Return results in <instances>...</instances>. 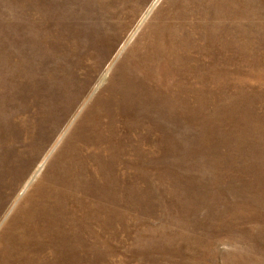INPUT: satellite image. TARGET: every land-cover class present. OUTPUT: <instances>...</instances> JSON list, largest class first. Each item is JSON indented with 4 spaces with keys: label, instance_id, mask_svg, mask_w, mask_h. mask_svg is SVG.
I'll return each instance as SVG.
<instances>
[{
    "label": "rangeland",
    "instance_id": "1",
    "mask_svg": "<svg viewBox=\"0 0 264 264\" xmlns=\"http://www.w3.org/2000/svg\"><path fill=\"white\" fill-rule=\"evenodd\" d=\"M0 264H264V0H0Z\"/></svg>",
    "mask_w": 264,
    "mask_h": 264
},
{
    "label": "bare ground",
    "instance_id": "2",
    "mask_svg": "<svg viewBox=\"0 0 264 264\" xmlns=\"http://www.w3.org/2000/svg\"><path fill=\"white\" fill-rule=\"evenodd\" d=\"M150 8H152V6H150L149 9H150ZM149 9H148V10H149ZM145 14H146V13H145ZM141 20H142V21L144 20V16L142 17ZM39 169H40V168H39ZM38 171H39V170H37V172H38ZM38 174H39V173H38ZM31 179H32V178H31ZM29 183H30V182H29Z\"/></svg>",
    "mask_w": 264,
    "mask_h": 264
}]
</instances>
